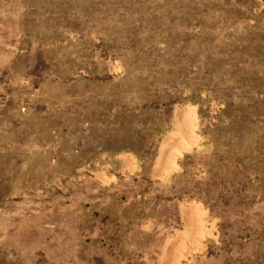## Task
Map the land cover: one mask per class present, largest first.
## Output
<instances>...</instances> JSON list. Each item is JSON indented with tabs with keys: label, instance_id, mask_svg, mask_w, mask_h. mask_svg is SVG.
<instances>
[{
	"label": "rangeland",
	"instance_id": "374dc122",
	"mask_svg": "<svg viewBox=\"0 0 264 264\" xmlns=\"http://www.w3.org/2000/svg\"><path fill=\"white\" fill-rule=\"evenodd\" d=\"M0 264H264V0H0Z\"/></svg>",
	"mask_w": 264,
	"mask_h": 264
},
{
	"label": "bare ground",
	"instance_id": "6f19581e",
	"mask_svg": "<svg viewBox=\"0 0 264 264\" xmlns=\"http://www.w3.org/2000/svg\"><path fill=\"white\" fill-rule=\"evenodd\" d=\"M176 153H177V151H176ZM171 164V163H170ZM164 169V168H163ZM166 169V168H165Z\"/></svg>",
	"mask_w": 264,
	"mask_h": 264
}]
</instances>
